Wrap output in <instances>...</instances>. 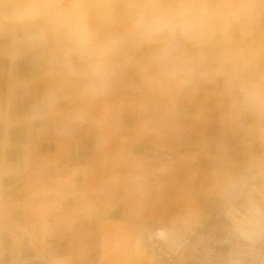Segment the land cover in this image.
Instances as JSON below:
<instances>
[{"label":"clouds","instance_id":"obj_1","mask_svg":"<svg viewBox=\"0 0 264 264\" xmlns=\"http://www.w3.org/2000/svg\"><path fill=\"white\" fill-rule=\"evenodd\" d=\"M0 264H264V0H0Z\"/></svg>","mask_w":264,"mask_h":264},{"label":"crops","instance_id":"obj_2","mask_svg":"<svg viewBox=\"0 0 264 264\" xmlns=\"http://www.w3.org/2000/svg\"><path fill=\"white\" fill-rule=\"evenodd\" d=\"M226 134L224 133V131L220 128V126L217 124V122L215 121V119H209V121L199 127L190 129L187 138H186V142H185V150L188 149V147L200 140H206L209 143L214 144V142L225 136ZM231 145V149L233 151L234 154H238L239 152V147L236 144V142L234 140H232L230 142ZM201 170L203 173V170L206 168V163L202 162L201 165ZM201 173V174H202ZM180 178H183V173H181Z\"/></svg>","mask_w":264,"mask_h":264}]
</instances>
